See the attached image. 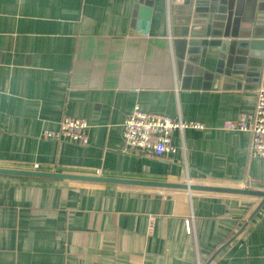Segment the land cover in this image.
<instances>
[{
  "label": "crops",
  "instance_id": "obj_1",
  "mask_svg": "<svg viewBox=\"0 0 264 264\" xmlns=\"http://www.w3.org/2000/svg\"><path fill=\"white\" fill-rule=\"evenodd\" d=\"M150 1L141 35L135 6ZM213 2L0 0V170L264 192V158L251 157L250 136L221 129L254 110L260 82L236 90L223 77L201 79L191 63L215 72L198 48L231 41L229 24L264 34V0L215 1L211 12ZM214 16H224V27H213ZM183 40L199 45L188 52ZM249 52L250 60L262 53ZM134 107L204 129L173 132L176 153L166 159L126 151L122 124ZM65 117L88 123L86 146L41 138ZM260 202L0 174V264H264V204L249 220Z\"/></svg>",
  "mask_w": 264,
  "mask_h": 264
},
{
  "label": "water",
  "instance_id": "obj_2",
  "mask_svg": "<svg viewBox=\"0 0 264 264\" xmlns=\"http://www.w3.org/2000/svg\"><path fill=\"white\" fill-rule=\"evenodd\" d=\"M193 5V0H191ZM200 1V0H199ZM210 10L211 12H216L218 10V5L215 3L217 1L220 3V0H213ZM229 0H224L228 2ZM199 5V4H198ZM151 1L146 2L145 5L138 2V5L135 6L136 12V25L135 30L141 35L148 33L149 21L151 18ZM190 8V7H189ZM190 10V9H189ZM212 15V14H211ZM205 17V15L203 16ZM219 22H213V27H224L221 22L225 20L224 16H214ZM210 21H207L205 26H202V31L205 37L206 25H210ZM204 23V22H203ZM243 24V23H241ZM247 26H241L237 30L234 29L232 24L228 25L227 36L230 37L231 41L222 40L219 45H210L205 43L200 48H198L199 59L203 61L205 65H208L209 68H213L216 72L211 73L210 69L207 67L201 69L197 67V61L191 62L196 65V74L198 77L205 78L209 77V80L217 81L220 77H223V83L230 85L231 87L241 88V84H244L247 88H255L258 86L261 78V66H262V53L264 49V34H258V26L248 23ZM223 33L217 31H210L209 35L215 37H221ZM223 36V35H222ZM225 36V35H224ZM186 38V36L183 35ZM201 44V43H200ZM183 45L185 49L188 50L193 45H199V43L194 41H185L183 40ZM256 47L262 53H257L256 60H250L247 58V53L249 54V49ZM225 52L220 53V52ZM254 55L255 53H251ZM215 57V58H214ZM206 69V70H205ZM0 174H10V175H26V176H38V177H51L57 179H67V180H77V181H90L96 183H124V184H135V185H145V186H155L161 188H173V189H188L190 191H209V192H222V193H232V194H241V195H251L255 197H260L261 202L251 213L249 220L257 213L260 207L264 204V192L262 191H251L247 189H232V188H222V187H207V186H196V185H179L171 183H155V182H141V181H127V180H116V179H106L102 177H84V176H70V175H61V174H44V173H33L25 171H11V170H0ZM246 223L239 229V231L234 235L232 240L236 238L245 228ZM231 240V241H232ZM210 262V261H209ZM208 262V263H209ZM207 263V264H208Z\"/></svg>",
  "mask_w": 264,
  "mask_h": 264
},
{
  "label": "built area",
  "instance_id": "obj_3",
  "mask_svg": "<svg viewBox=\"0 0 264 264\" xmlns=\"http://www.w3.org/2000/svg\"><path fill=\"white\" fill-rule=\"evenodd\" d=\"M255 96V106L252 112L242 113L235 120L224 121L221 129L228 132L247 133L250 136L251 157L264 158V50L261 80ZM88 128V123L83 119L65 117L56 131H44L41 138L86 146ZM186 129L202 130L204 126L201 123L188 122L181 118L172 119L163 115L145 113L138 107H134L122 124L124 149L166 159L176 153V148L171 143L172 133L175 131L182 133ZM153 221V218L149 219L148 230H151ZM185 230L187 233L192 231L190 219L185 221Z\"/></svg>",
  "mask_w": 264,
  "mask_h": 264
}]
</instances>
